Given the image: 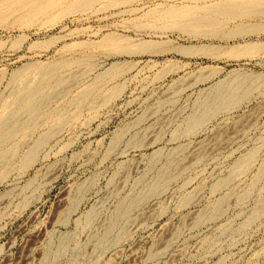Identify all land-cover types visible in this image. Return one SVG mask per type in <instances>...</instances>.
I'll list each match as a JSON object with an SVG mask.
<instances>
[{
  "label": "rangeland",
  "instance_id": "obj_1",
  "mask_svg": "<svg viewBox=\"0 0 264 264\" xmlns=\"http://www.w3.org/2000/svg\"><path fill=\"white\" fill-rule=\"evenodd\" d=\"M223 1L0 16V118L49 81L0 159V264H264V14L221 16L232 36L157 16Z\"/></svg>",
  "mask_w": 264,
  "mask_h": 264
},
{
  "label": "bare ground",
  "instance_id": "obj_2",
  "mask_svg": "<svg viewBox=\"0 0 264 264\" xmlns=\"http://www.w3.org/2000/svg\"><path fill=\"white\" fill-rule=\"evenodd\" d=\"M66 0H18L16 4L4 8L0 16L4 17L7 13L21 12V17H35L40 13H49L54 7ZM103 0H72L64 12H73L89 9L96 3ZM264 14V0H226L204 7H184L181 9L168 10L159 13L157 16L166 23L184 30L208 31L217 34H227L232 36L236 31H226L228 29L225 20L221 16L230 17H249ZM115 36H109V41H115ZM124 52L134 50L154 52L158 46L154 41H142L133 47H122ZM182 52H189L188 49H180ZM53 68L46 73H51ZM45 73V77H46ZM49 89V81L43 79L34 85L28 84L15 95L14 102L4 109L5 117L0 118V159L5 164L12 162L14 152L17 148L10 146L12 138L22 130L33 127L35 116L40 115L45 110L46 91ZM59 115L55 111H50L48 116ZM195 120H193L194 122ZM46 136L38 138L28 153L24 156V163L28 164L39 150V147L46 143Z\"/></svg>",
  "mask_w": 264,
  "mask_h": 264
}]
</instances>
